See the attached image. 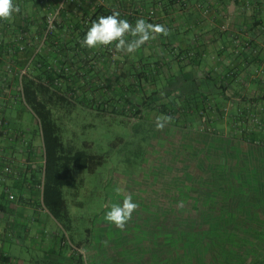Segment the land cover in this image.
Returning a JSON list of instances; mask_svg holds the SVG:
<instances>
[{
	"label": "rangeland",
	"instance_id": "374dc122",
	"mask_svg": "<svg viewBox=\"0 0 264 264\" xmlns=\"http://www.w3.org/2000/svg\"><path fill=\"white\" fill-rule=\"evenodd\" d=\"M157 60L124 68L146 74L136 77L144 89L137 96L142 105L124 100L113 82L103 91L76 92L70 104H49L66 152L86 150L103 158L93 173L74 170V186L62 188L71 220L66 229L42 211L34 188L27 194L32 209L20 204L22 191L10 184L7 192L0 187V203L16 205L15 223L24 215L31 234L64 237L65 253L70 243H79L87 264H264V133L252 130L259 117L242 112V92L239 101L231 97L230 91H242L233 78L202 80L186 59ZM162 62L164 73L157 68ZM127 78H119L120 84L127 86ZM14 110L12 126L38 141L30 109L20 104ZM157 116L172 117L163 131L155 128ZM32 175L36 184L41 181L39 168ZM245 190L250 195L244 197ZM129 195L139 207L121 231L104 216ZM20 245L11 244L13 258H40L25 239Z\"/></svg>",
	"mask_w": 264,
	"mask_h": 264
},
{
	"label": "crops",
	"instance_id": "0c3cea01",
	"mask_svg": "<svg viewBox=\"0 0 264 264\" xmlns=\"http://www.w3.org/2000/svg\"><path fill=\"white\" fill-rule=\"evenodd\" d=\"M15 3L20 12L10 22L0 21V105L7 125L0 126V161L12 168L9 173L0 170V187H4V192L8 184L20 187L19 202L29 209L32 207L27 194L33 188L42 197V140L39 134V140L33 143L29 130L19 131L11 123L17 105L28 108L22 97V85L19 86L18 71L30 59L27 75L31 77L41 76L46 65L63 70L66 78L63 84H58L61 91L66 88L67 94L63 96L66 101H70L72 91H103L113 82L121 87V93L128 94V101L141 105L145 100L137 96L140 90L144 93V89L137 86L134 75L124 72L127 64L132 67L136 60L150 58L161 61L173 58L177 62L186 59V66L195 78L217 82L233 78L242 91H230L231 97L239 101L237 93L242 92V112L257 114L261 125L252 130L264 133V0H15ZM55 11H59L55 33L59 48L54 51L45 44L41 52L34 55L40 46L43 21ZM113 11H118L121 18L133 25L139 18L162 24L170 34L157 36L131 55L116 52L114 45L98 49L79 46L76 53L74 45L80 43V32L75 29L85 25L94 13H99L100 17ZM160 64L157 68L163 72L161 67L165 63ZM127 76V86L121 85L119 78ZM142 76H146L145 72ZM35 122L38 124L36 119ZM37 168L41 181L36 184L32 173ZM7 195L11 193L8 191ZM14 199L15 196L7 200ZM42 209L52 217L44 206ZM16 216V205L0 203V259L5 258L9 264H74V257L68 250L65 253V244H61L58 234L45 235L38 231L31 234L23 222L24 215L15 223ZM22 226L24 229L20 231ZM23 239L28 242V250L39 253L40 258L11 256V244L16 242L21 246Z\"/></svg>",
	"mask_w": 264,
	"mask_h": 264
},
{
	"label": "trees",
	"instance_id": "16d2710c",
	"mask_svg": "<svg viewBox=\"0 0 264 264\" xmlns=\"http://www.w3.org/2000/svg\"><path fill=\"white\" fill-rule=\"evenodd\" d=\"M98 15L99 13L92 14L91 17L88 18L85 25H82L81 28L75 29L80 32L78 34V40L81 41L83 39L86 34V31L91 26V23L97 20ZM53 36V39L50 38L45 44L50 45V47L53 48L55 51L59 48V43L55 39V34ZM79 46H81V43L76 42L74 45V50L76 49V53H78V50L80 49ZM43 68L44 71L41 73V76L31 77L30 75L26 74L23 77L22 97L24 98V102L26 103L27 107L30 109V111L38 122L44 150L41 197L42 204L48 211V213L52 216V218H54L56 222L61 225L62 228L66 229L71 220L66 209V203L63 198L62 188L65 186H74V170L93 173L102 164L103 158L101 156L90 155L86 152V150L66 152L58 135V128L53 120L52 111L49 108V104L52 103H71L70 101L64 100L63 96L67 94V91L66 88L61 91L60 86L64 83L66 77L63 76V70L61 69H50L49 67H47V65ZM142 73L143 72H135L133 75L135 79L136 77L142 78ZM58 83H60V85ZM76 92L77 91H72L70 96L72 97L73 94H75ZM121 94L122 98L128 101V96L123 92ZM84 146L87 147V144L85 143ZM232 173L234 174L235 172ZM239 175L234 174L232 176L233 178H239ZM262 187H264V185ZM232 188L236 189V185L234 184ZM259 188L261 187H256L254 189ZM260 190H258V192ZM262 191L264 193V189H262ZM233 192L234 194L237 192L236 195L238 196L239 194H242V190L240 191L239 189L233 190ZM250 192L251 191L247 190L244 194V197L250 195ZM258 197L262 198L263 196L258 194ZM236 198L238 199V197ZM232 200L233 199H231L230 202H232ZM253 201L258 202L259 200ZM232 204H234V202H232ZM190 225L191 224L186 223L184 227L189 228ZM62 240H64V237ZM76 246L80 247L79 243ZM74 264L82 263L81 260L78 259Z\"/></svg>",
	"mask_w": 264,
	"mask_h": 264
},
{
	"label": "clouds",
	"instance_id": "9594fccd",
	"mask_svg": "<svg viewBox=\"0 0 264 264\" xmlns=\"http://www.w3.org/2000/svg\"><path fill=\"white\" fill-rule=\"evenodd\" d=\"M19 12L20 7L15 0H0V21L10 22ZM169 34L170 30L162 24L149 23L139 18L133 25L127 19L121 18L118 11H113L110 15L100 16L93 21L80 43L82 47L88 49L107 48L114 45L116 52L131 55L157 36L166 37ZM171 121L170 116H157L156 130L163 131ZM116 191L119 192L120 189ZM138 207V203L134 202L130 195L125 196L122 203H114L111 206L104 219L123 231Z\"/></svg>",
	"mask_w": 264,
	"mask_h": 264
},
{
	"label": "built area",
	"instance_id": "2783aa9c",
	"mask_svg": "<svg viewBox=\"0 0 264 264\" xmlns=\"http://www.w3.org/2000/svg\"><path fill=\"white\" fill-rule=\"evenodd\" d=\"M58 14H59V11H55L54 13L45 17V20H44L42 28H41L42 35H41V40H40V46L36 49V51L34 52V55L41 52V49L45 45V43L50 38L54 37L53 35L56 33V19L58 17ZM30 62H31V59L28 62H26L18 71L19 86L22 85V79L27 74V68H28V65ZM3 111H4V109L0 105V126L6 127L7 126L6 121L2 117ZM0 170L2 172L9 173L12 171V168L8 163H5L4 161H0ZM8 198L13 199V196L8 195ZM65 243H67L65 240L61 241L62 245H64ZM70 244H71V247H70L69 252L71 253V256L74 257V259H75L74 263L78 259H80L82 264H87L86 253L83 250H81L80 247L75 246L72 243H70ZM0 264H9V262L5 258H3V260L0 259Z\"/></svg>",
	"mask_w": 264,
	"mask_h": 264
}]
</instances>
